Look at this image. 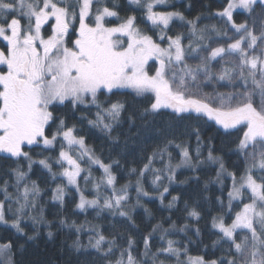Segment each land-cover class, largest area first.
Listing matches in <instances>:
<instances>
[{
	"label": "snow or ice",
	"instance_id": "6c2138e0",
	"mask_svg": "<svg viewBox=\"0 0 264 264\" xmlns=\"http://www.w3.org/2000/svg\"><path fill=\"white\" fill-rule=\"evenodd\" d=\"M104 3L105 0H0V153L17 159L23 157L28 160V169L31 170L33 161L24 147L42 143L45 148H49L60 139L56 163L61 168L59 175L80 193L77 207L99 206L98 199L85 198L77 183V177L84 170L80 161L87 157L91 164L99 165L103 170L101 183L106 182L113 187L112 196L104 200L102 207L115 212L128 199L127 186L119 192L115 189L111 166L94 156L85 138L75 134L74 126L66 127L61 120L51 137L47 135V129L53 122L51 109L67 103L73 108L91 103L100 109L98 95L105 90L115 95L113 90L129 89L136 96L151 98L150 108L145 109L146 112L158 113L162 109H170L177 116L195 114V119L204 120L206 117L205 123L215 121L225 130L243 126V137L237 148L251 163L239 182L234 173H228L233 180L228 192L229 211L233 208V201H239L242 207L235 212L231 224L226 225L221 216L213 219V227L222 233L223 239L231 242L236 253L226 262L220 260L219 264H264V176L258 182L253 173V169L264 172V27L257 35L247 22L238 24L234 20V13L238 9L251 16L259 7L264 15V0H227V5L215 15L225 19L239 38L227 47L217 46L210 51L209 44L201 46V42L211 37L206 34V28L197 27L199 17L187 21L192 37L187 47L182 43V34L166 37V31L174 19L185 20L180 12L154 10L156 6L166 4L167 0H129L130 4L145 9L146 19L152 28L159 30V42L136 26L134 16L121 19L115 26H107V18H120L115 10L107 6L100 7ZM94 5H97L95 9ZM20 17L26 23L22 24ZM252 18L254 21L255 18ZM212 30L217 35H228L227 28L220 32L213 25ZM73 35L75 38L71 39ZM165 38L166 47L162 46ZM190 59H196L197 62L189 63ZM215 61L222 62L218 73L212 69ZM214 78L231 85H237L239 81L242 88L237 85L236 90L231 92L202 94L201 85ZM257 96L258 104L255 101ZM123 108L124 105L119 102L112 103L108 108L98 111L96 119L90 120L89 124L110 133L113 124L119 122ZM197 141L199 144L198 131ZM166 151L167 146L159 150L161 159ZM156 156L157 153L153 152L148 157V163L141 169V176L151 168ZM180 156V163L175 167H195L188 148L182 147ZM208 160L217 162L219 158L209 152ZM39 164L51 172L53 178L56 177L57 173L52 172L47 159H41ZM169 169L175 171L170 163L163 170L152 169L157 173L153 184L162 179V171ZM225 171L221 162L217 176ZM12 172L15 176L14 186L20 193L15 198L19 206L15 209L16 219L12 221V227L22 232L20 219L26 208L30 205L35 207L40 189L33 181L31 186L25 183L21 191L19 186L26 180L27 173L19 167L12 169ZM84 179L87 181L89 177ZM172 179L173 176L169 175L168 180ZM7 183L5 181L3 189L4 200H0V222H6L5 201L13 199L7 191ZM95 187L98 192L99 185ZM136 191L138 197L140 194L148 195L139 180ZM167 191L165 187L164 192ZM164 192L160 193L161 199ZM245 192L250 193V202H243L248 198ZM64 195L62 186L58 185L53 190L54 200L63 203ZM8 210L12 211L11 204ZM119 214L127 215L122 210ZM188 214L193 218L199 215L195 210ZM245 230L250 236L243 234L237 240L236 234L245 233ZM161 239L164 237L161 236ZM104 241L105 237L98 234L93 247L100 250ZM144 244L147 249L148 238H145ZM76 246L79 247L78 242ZM131 246L132 241L129 240L127 264H137L131 254ZM11 248V243L0 244V255ZM158 251L175 256L178 264H182L179 260L181 250L174 247V241L168 240L167 247ZM153 255L155 257L156 254ZM116 264L125 262L120 259ZM188 264H205V261L202 257L189 256ZM211 264L218 262L212 261Z\"/></svg>",
	"mask_w": 264,
	"mask_h": 264
},
{
	"label": "trees",
	"instance_id": "16d2710c",
	"mask_svg": "<svg viewBox=\"0 0 264 264\" xmlns=\"http://www.w3.org/2000/svg\"><path fill=\"white\" fill-rule=\"evenodd\" d=\"M104 5L115 10L120 19L134 16L136 26L159 42V30L152 28L143 8L130 4L128 0H115V6L113 0H105ZM226 5L227 0H169V4L160 7L159 10L180 12L185 20L174 19L166 31V37L182 34L183 45L187 46L192 39L187 21L199 17L197 27L206 28V34L211 37L206 41L207 44L214 39H218L220 43L238 39L239 35L235 34L231 25L215 15ZM252 17L255 18L254 21ZM20 18L22 24L26 23L23 17ZM234 20L238 24L247 22L249 28L257 35L264 27V15L261 14L259 7L251 16L237 10L234 13ZM118 21L117 18L108 19L107 24H117ZM213 25L220 32L227 28L228 35H217L216 31L212 30ZM47 34L46 31L45 35ZM74 37L73 35L71 39ZM165 42L167 38L163 41ZM212 67L216 66L213 64ZM221 67L222 62L216 69L212 68L213 72H219ZM209 83L201 85L202 94L231 92L236 90L237 85L242 88L239 81L237 85L223 81L222 87H217L216 85H220L217 83L209 86ZM113 91L115 95L107 93L106 90L98 95L97 103L100 109L91 103L78 105L76 108L70 103L57 105L51 109L53 122L47 129V135L51 137L61 120L65 122L66 127L74 126L75 134L85 138L86 145L93 153L104 164L111 165L115 184L119 187L130 185L127 192L129 202L135 204L132 207L136 205L140 207L136 209L133 207L126 216L96 207L77 209V191L67 186L65 180L58 176L61 168L56 159L60 152V139L49 148L43 145L24 147V151L29 152L33 161L31 170L28 169V160L23 157L17 159L0 153V200H4L5 181L8 182V193L13 191L11 185L15 183V176L12 169L18 167L27 173L25 181L30 183L34 181L40 189L37 196L38 215L33 214L30 219L26 217L20 219L22 232L0 224V244L11 243L13 264H114L127 256L129 240L132 241L131 254L137 264L174 263L175 259L172 256L158 251L166 247L168 240L174 241V246L181 250L182 260L186 256H199L205 261H217L219 264L222 259L226 262L229 257L236 256L231 242L223 239L222 234L214 229L213 219L223 216L225 223L229 224L240 208V203L233 202V208L231 212L229 211L228 192L232 180L228 175L218 177L217 172L222 162L228 173H234L236 177L244 174L249 160L237 148L240 138L243 137L244 127L225 130L213 121L205 123L206 117L204 120H198L194 118L195 114L177 116L170 109H162L158 113L146 112L145 109H149L152 102L150 97L136 96L126 89ZM255 101L256 104L259 103L258 96ZM116 102L123 104L124 108L119 122L113 124L110 133L89 124L90 120L96 119L98 111ZM197 131L200 136L199 144ZM165 146L167 151L163 153L161 159L159 150ZM182 147L188 148L195 167H183L174 172H170V169L162 171L160 173L162 179L158 181L161 186L156 187L153 180L157 173L152 169L163 170L167 163L175 165L179 163ZM249 150L252 151L251 148ZM153 152H156L157 156L151 168L141 176V169L148 163V157ZM209 152L218 157L219 161H209ZM41 159H47L51 164L52 172L57 173L55 178L39 164ZM90 169L95 175H102L100 167ZM226 171L222 174H227ZM255 172L258 176L264 175L261 170ZM169 175L173 176L171 181L168 180ZM79 180L82 181V178ZM138 180L143 190L148 193L147 196L140 194L138 197L136 191ZM58 185L65 190L63 203L53 199V190ZM165 187L168 188L167 192H164ZM162 192L163 199L161 196L158 197ZM86 194L92 196L89 191ZM173 197H176L175 201ZM9 203L10 201H5V216L13 220L15 215L9 213ZM191 210L199 213L198 217L190 216L188 213ZM61 221L65 223L62 224ZM89 226H96L97 232L90 230ZM77 227L80 228L79 231ZM49 233L52 235L49 236ZM98 234L105 237L100 250L93 247V239H97ZM243 234L246 232L236 234L237 240ZM161 236L164 237L163 240ZM145 238L149 241L147 249L144 244ZM77 242L79 247L76 246ZM153 254H156L155 257Z\"/></svg>",
	"mask_w": 264,
	"mask_h": 264
},
{
	"label": "rangeland",
	"instance_id": "374dc122",
	"mask_svg": "<svg viewBox=\"0 0 264 264\" xmlns=\"http://www.w3.org/2000/svg\"><path fill=\"white\" fill-rule=\"evenodd\" d=\"M129 1V0H128ZM167 4H169V0H167V3L166 4H164V5H158V6H156L155 7V11H161V10H159V8L160 7H163V6H166ZM105 6V5H104ZM134 6H136V5H134ZM100 7H103V5H100ZM137 7V6H136ZM139 8H142V7H139ZM93 9H95L94 7H93ZM143 10H144V12H145V9L143 8ZM238 10H240V9H238ZM237 11V10H236ZM241 11H243V10H241ZM167 12H169V11H167ZM145 17H146V12H145ZM116 17H112V18H107V20L108 19H115ZM179 20V19H178ZM121 22V19H119V21L117 22V24L118 23H120ZM77 25H78V20H77ZM116 24H107V26H109V27H112V26H115ZM222 31V30H221ZM255 32V31H254ZM256 33V32H255ZM209 35H211V33L209 34ZM75 38V37H74ZM74 38H72V39H74ZM215 38H220V37H215ZM206 41L207 40H205V41H203V42H201V46L203 47V45L206 43ZM234 40H231V41H229V42H226V43H220L221 41H219L218 39H214L211 43H209V48H208V51H210L211 50V48H213V47H217V46H224V47H227V45L229 44V43H232ZM183 43V42H182ZM162 46H167V42H165V43H162ZM244 46H246V44L244 45ZM187 47V46H186ZM197 62V60L196 59H190L189 60V63H196ZM151 63V62H150ZM215 63H217V65L215 64ZM213 64H214V66H218L219 64H220V62L219 61H217V62H213ZM216 67H212V68H215L216 69ZM215 73H218V72H215ZM215 79V78H214ZM222 82L223 81H217L216 79L213 81H211L210 83H209V86H210V84H212V83H217V84H220V85H216L217 87H222ZM126 90H129V89H126ZM131 91V90H130ZM217 93H220L219 91L217 92ZM215 95V94H214ZM89 100H90V98H89ZM87 104H90V103H87ZM214 123H215V121H213ZM219 126V125H218ZM221 127V126H220ZM222 128V127H221ZM40 145H43L42 143L40 144ZM52 147V146H51ZM89 147V146H88ZM90 148V147H89ZM91 149V148H90ZM249 152H251V150H248ZM91 152L93 153V151H92V149H91ZM94 154V153H93ZM73 155H75V153H73ZM94 156L96 157V158H98L95 154H94ZM160 156V155H159ZM99 159V158H98ZM80 163H81V167L84 169L82 172H81V174L77 177V183H78V185H79V188H80V190H81V192H83V194H84V196H85V198L86 199H88V200H91V199H98V201H99V206H95L96 208H98V209H103V210H105V211H107V212H109V211H112V210H109V209H106V208H103L102 206H103V203H104V200L106 199V198H109V197H111L112 196V193H113V187L112 186H108L107 184H106V182H104V183H101V178L103 177V175H104V173H103V170H102V175L101 176H97V175H95L92 171H91V169H90V167H99V165H95V164H91L89 161H88V158L87 157H84V159L82 160V161H80ZM180 163V162H179ZM179 163H177V164H179ZM251 163V161H248V163H247V166L249 165ZM168 164V163H167ZM176 164V165H177ZM106 165H109V164H106ZM175 164H171V166L173 167V168H175V170H177V169H179V168H183V167H190L189 165H181L180 167H175L176 166ZM194 165V164H193ZM111 166V165H110ZM246 166V167H247ZM259 169H253V173H254V178H256L257 179V181L259 182V179H260V177L261 176H264L263 174H260V176H258L257 175V173L255 172V171H258ZM61 172V171H60ZM170 172H172L171 171V169H170ZM227 172V171H226ZM221 175H228V172H227V174H221ZM58 176L59 177H62V176H60L59 175V173H58ZM229 176V175H228ZM82 178V181H80L79 180V178ZM85 177H89V179L86 181L84 178ZM231 177V176H230ZM241 177V176H240ZM240 177H236L237 178V181L239 182V178ZM64 180H65V182H66V185L67 186H69V187H71V188H73V189H75L76 190V187L75 186H72V185H68L67 184V180H66V178H64V177H62ZM231 180H232V178H231ZM28 184L29 186H31V184L32 183H30V182H26V181H23V182H21V184H20V186H19V188H20V190L22 191V189H23V187H24V184ZM99 185V190H98V192H97V189H96V187H95V185ZM232 184H233V180H232ZM15 185V183L14 184H12L11 186H12V188H13V191L10 193L11 194V196H12V200L10 201V203L9 204H11V207H12V211H9V213H11L12 215H15V209L19 206L18 204H16L15 203V198L16 197H18L19 195H20V193L17 191V188L14 186ZM125 186H127V190H128V186H130V185H125ZM136 186H137V183H136ZM155 186L156 187H160L161 186V184H160V182H158L157 181V183L155 184ZM114 187H115V189L119 192V190L121 189V188H123V187H119V186H117L116 184H115V181H114ZM231 188H232V185H231ZM231 188H230V190H231ZM77 191V190H76ZM91 192L92 193V196H90V195H87L86 193L87 192ZM128 193V192H127ZM77 194H78V203H79V200H80V193L79 192H77ZM152 196H154V195H152ZM245 196L246 197H248V198H246V199H244V201L243 202H250V193H247V192H245ZM158 197H160V195L158 196ZM30 202H31V196H30ZM3 200V199H2ZM21 202H23L22 201V199H21ZM233 202H238V203H240L239 201H233ZM78 203H77V205H78ZM132 205H135L134 204V202L133 203H130L129 202V198L127 199V201H125V202H123V206H122V208L121 209H119V210H116L115 212H120L121 210L122 211H126L127 212V214L128 213H130L131 211H132V209H133V207H132ZM140 206H138V205H136L134 208L136 209V208H139ZM242 207V204L240 203V208ZM88 208H93V207H85L84 209H88ZM240 208H239V210H240ZM77 209H79V210H84V209H80V208H78L77 207ZM239 210H237V211H239ZM38 211H39V207H38V201H37V197H36V202H35V207H31V205L29 206V208H26L25 210H24V213H23V215H22V217H26L27 219H30L31 217H32V215L34 214L35 216L36 215H38ZM5 212V211H4ZM113 212V211H112ZM21 217V218H22ZM216 218H219V217H216ZM234 218V217H233ZM16 219V215H15V218L13 219V220H15ZM13 220H9V219H7L6 218V216H5V221L6 222H0V224L1 225H6V226H9V227H12V221ZM232 222V221H231ZM231 222L229 223V224H231ZM227 225V224H226ZM257 227V230L259 231V226L257 225L256 226ZM13 228V227H12ZM88 228H90V230H95L96 232H97V227L96 226H89ZM15 229V228H14ZM215 230H217L216 228H214ZM16 230V229H15ZM218 231V230H217ZM245 232H246V230H245ZM222 234V233H221ZM246 234L247 235H249L250 236V233H247L246 232ZM96 240V239H95ZM95 240L93 239V243H95ZM166 247H167V244H166ZM174 247H176V246H174ZM177 248V247H176ZM175 260H174V263H164V262H160V264H178V262H177V258L175 257V256H172ZM180 257H181V255H180ZM180 257H179V260H180V262H182V264H188V257L189 256H186V257H184V259L182 260V259H180ZM197 257H199V256H197ZM121 259V258H120ZM119 259V260H120ZM124 260V262H125V264H127V256L123 259ZM205 261V260H204ZM211 262L212 261H205V264H211ZM0 263L1 264H13V262H12V258H11V253H10V251L9 252H6V253H4L3 255H0ZM114 264H116V263H114Z\"/></svg>",
	"mask_w": 264,
	"mask_h": 264
}]
</instances>
